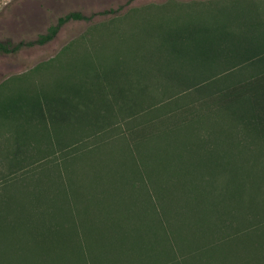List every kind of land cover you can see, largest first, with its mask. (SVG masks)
<instances>
[{
	"label": "rangeland",
	"instance_id": "rangeland-1",
	"mask_svg": "<svg viewBox=\"0 0 264 264\" xmlns=\"http://www.w3.org/2000/svg\"><path fill=\"white\" fill-rule=\"evenodd\" d=\"M215 5L221 6L220 9L232 6L239 10L229 20L228 15L215 19L217 23L226 24L230 33L255 21L264 22V0H0V42H10V47L36 40L60 17L71 12L90 18L69 21L57 37L45 45L23 46L10 53L0 51V106L17 102L16 98L23 94L70 98L71 87L99 73L116 76L102 80L103 84H111L110 91L118 93L121 88L136 91L138 86L148 83L149 93L156 96L161 85L153 84L152 79L158 71L150 73V80L142 78L145 62L150 63L151 49L164 43L156 36L149 37L155 32L153 24L164 22L167 34L176 19L181 17V23L189 19L186 15L194 12L193 8L203 11L202 15L194 12V19L211 17L213 21ZM76 93L86 95L84 90ZM26 95L22 96V101L29 98ZM155 99L159 98L148 96L139 102L149 106ZM131 112L128 111L127 121ZM123 118L120 114L116 120L124 123ZM40 122L35 120L26 135L31 141L36 140L37 145L28 150L29 163L16 169L8 161L0 162V199L47 200L50 203L42 205L49 208L47 219L61 220L66 216L67 225L76 226L77 234L84 241L93 234H103V237L111 234L113 245L109 250L117 254L123 248L135 250L138 260L133 264H196L202 258L204 264H211L220 260L213 255L214 248L226 260L230 251L228 239L234 236L229 234L250 232L264 221V165L247 163L234 167L230 161L236 159L229 158L228 150H224L228 147L217 152L218 159L223 161L218 168L198 157L204 153V148L197 136L189 139L186 132H181L178 137L182 145L186 141L197 147L186 152L171 148L168 152L156 150L146 158L147 162L157 163L166 158L173 161L175 167L148 168V173L159 181L158 186L151 187L137 180L128 190V176L120 180L126 189L115 180L122 171L120 167H124L122 160L130 157V144L114 139L108 149L99 146L126 130L125 123L120 131L112 127L114 131L108 135L96 132L99 127L61 123L52 129L53 123H49L51 136L48 138L42 136L44 129ZM208 122L211 124L196 125L193 132H199L202 126L204 131L213 128L215 121ZM218 123L228 130V121ZM8 133L9 127L0 118V140ZM74 142L77 145L72 148L70 145ZM88 145H92L89 150ZM97 177L102 182H95ZM170 185L173 188L168 193L163 186ZM89 199L101 200L92 203ZM186 204L194 206L198 214L186 212ZM36 219L39 221L38 217ZM177 225L179 232L173 230ZM0 232L3 247L11 245L17 236L13 231L2 229ZM253 234L258 235L253 245L248 240L234 239L235 247L245 249L249 255L247 261L234 264H263L264 226ZM137 235L143 236L141 243H137ZM174 235L179 236L177 243ZM22 237L23 231H20L19 238L22 240ZM122 241L130 242L131 246L120 245ZM91 246L96 253L98 247ZM101 249L106 254L109 252L108 247ZM95 256L96 264H109L99 254ZM120 262L115 264L127 263L121 259Z\"/></svg>",
	"mask_w": 264,
	"mask_h": 264
},
{
	"label": "trees",
	"instance_id": "trees-1",
	"mask_svg": "<svg viewBox=\"0 0 264 264\" xmlns=\"http://www.w3.org/2000/svg\"><path fill=\"white\" fill-rule=\"evenodd\" d=\"M220 8L221 6L217 5L213 8V21L211 17L194 19L195 13L202 15L203 11L193 8L195 13L186 15L189 19L183 23L180 22L181 17L176 19L167 34L164 22L153 24L155 32L149 37L156 36L164 40V43L151 49L148 56L150 63L145 62V68L142 70L145 74L142 78L150 80V73L158 71L152 79L153 84L161 85V90L156 96L149 93L148 83L138 86L136 91H126L125 88L117 90L118 93L110 91L108 88L111 84H103L102 80L104 82L116 76L99 73L71 87L70 98H43L38 94H23L16 98L17 102L1 105L0 118L4 119V124L9 127V135L0 140V162L8 161L16 169L29 163L28 150L37 145L34 142L36 140L31 141L26 135L35 120H39L44 129L42 136L48 138L51 136L49 123H53L52 129L61 123L81 125L83 128L99 127L96 132L104 135L113 132L112 127L118 131L122 130L125 123L126 130L118 135L115 133L117 136L113 134L115 136L99 143V146L108 149V146L114 144V139L130 144V157L122 160L124 167H120L122 171L115 180L126 189L124 182L120 180L128 176V190L136 185L137 180L147 182L151 187L158 186L159 181L148 173V168L175 167L172 166L174 162L166 158L157 163L147 162L146 158L156 150L168 152L171 148L186 152L197 147L193 142L186 141L182 145L178 137L181 132H186L184 134L189 139L190 136H197L204 148V153L198 157L203 160L205 158V162L213 163L218 168L219 163L223 161L218 159L217 152L224 147H228L224 150H228L229 158L236 159L235 162L230 161L234 167L245 166L247 163L264 165V22L255 21L245 28H240L238 32L230 33L226 24L217 23L215 19L217 16L225 18L228 15L229 20L239 10L232 6ZM82 19L90 18L80 12H71L60 17L46 33L40 34L34 41L20 42L13 47H10V42H0V51L10 53L23 46L45 45L53 41L69 21ZM78 90H84L86 95H77ZM24 95L29 98L22 101ZM148 96L159 99H155L149 106H142L139 101ZM130 106L132 107L129 109ZM130 110L131 116L127 121ZM120 114L124 115V123L116 120ZM208 120L215 121L212 122L213 128L204 131V124H211ZM220 120L228 121V130L218 123ZM196 125L203 126L199 132L194 133L193 128ZM215 134L218 135L216 140ZM76 145L77 142H74L70 146L73 148ZM93 146L97 148L98 145L93 143ZM90 148L92 145L87 146L88 150ZM96 180L95 182H102L99 177ZM113 186L118 188L117 185ZM163 187L168 193L173 188L171 185ZM100 200L89 199L92 203ZM47 202L50 203L40 199H0V231H13L17 235L11 245L0 246V264H96L95 254H99L109 264L121 263L120 259L131 264L138 260L135 259V250L123 248L119 254L111 252V234H106V238L103 234H93L84 241L77 234L76 226L67 225L66 216L61 220L47 219L49 208H42ZM184 208L186 212L198 214L193 210L194 206L186 204ZM260 222L249 230L250 232L243 230L241 235L237 232L229 234L234 236L228 239V259L225 260L214 248L211 251L220 260L211 264L247 261V251L235 247L234 239H244L245 242L248 240L253 245V242L258 240V235L253 233L264 226V221ZM177 227L178 225L173 230L178 231ZM225 229L228 231V227ZM20 231H23L22 240L19 238ZM142 239V235H137V243H141ZM173 239L177 243L179 236L174 235ZM123 243L124 241L120 245L131 246L128 241ZM91 244L98 247L96 253H93ZM114 245L118 247L117 243ZM103 246L108 247L107 254L101 249ZM141 248L148 250L146 246ZM138 252L140 253V250ZM118 255L119 258L116 259ZM123 255L125 259H122ZM196 264H204L203 258Z\"/></svg>",
	"mask_w": 264,
	"mask_h": 264
}]
</instances>
